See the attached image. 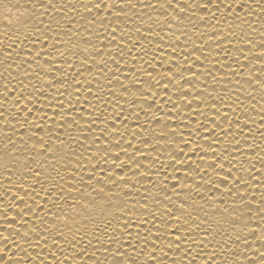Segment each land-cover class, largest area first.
Listing matches in <instances>:
<instances>
[{"label":"snow or ice","instance_id":"6c2138e0","mask_svg":"<svg viewBox=\"0 0 264 264\" xmlns=\"http://www.w3.org/2000/svg\"><path fill=\"white\" fill-rule=\"evenodd\" d=\"M79 4L0 33V264H264V0Z\"/></svg>","mask_w":264,"mask_h":264},{"label":"bare ground","instance_id":"6f19581e","mask_svg":"<svg viewBox=\"0 0 264 264\" xmlns=\"http://www.w3.org/2000/svg\"><path fill=\"white\" fill-rule=\"evenodd\" d=\"M87 0H80V5H82L83 3H86ZM145 2H147V0H145ZM133 3L136 5V7L133 9V11L136 14H143V19L145 21H147L148 24L152 25V29L151 32H159L161 33V35L164 34V31H166V29H163L158 26L157 24H155L153 21H148L147 17L148 14H151L153 17H155L157 15L156 12H154L152 9H147V8H142L140 6V0H133ZM28 6V0H0V33H3L6 30V24H7V20L8 19H12L13 21L15 20V18L19 15H21L22 13H24V9ZM7 9V10H6ZM81 11H83L82 7H81ZM214 11V9H213ZM226 11V9H222V12ZM93 13H95V10L93 9ZM204 15H208L207 13H204ZM221 14L217 13V16L219 17ZM241 15H243V13H241ZM117 23H119V21H117ZM238 23V22H237ZM129 26L130 27H135V25L131 24V22H129ZM259 25L257 24V27ZM184 27L186 28H191V25L188 23L187 20L184 21ZM221 28H225V24L223 22H221L220 25ZM201 30L204 31L206 33V35H210L211 31H214V29L211 28H205L203 25H201ZM173 31H175L177 33V35H179V30L176 28H173ZM236 31H239V29H236ZM141 32L144 33L145 35H148L149 38H151V33L148 31L147 29V25H142L141 26ZM85 35H87V33H85ZM136 34L133 33V36H135ZM100 39L103 41L104 37L103 35H101ZM184 37L181 36L180 40L183 41ZM257 40H259V36L256 37ZM95 40V37H94ZM116 40L120 41V34L119 32L116 34ZM167 38L165 41V44H167ZM104 43H107V41H104ZM142 43L145 45V47L148 46V42L147 40H143ZM153 43H155V41H153ZM129 47H131V45H128ZM112 47H115L114 45ZM191 48V46L189 45L188 49H183L181 50L180 48L176 49V54L175 56H173L172 58L175 60H179V58L184 54V52L189 51ZM202 51L205 54H209V50L207 48V46H204L202 48ZM137 53H141V55H143V53L141 52L140 48H137L135 52L132 53V56H136ZM172 53V49L169 47H164V51L162 54H158L156 56V68L158 71H163V69L160 68V58L161 55H163L164 57V63L168 64L169 63V56ZM196 55H200V52H194L193 53V57ZM211 59L209 61H205V66L207 68H210L213 73H215L216 75H222V72H218L217 69H219L221 67V64L225 63L224 57L223 55H217L216 52H212L211 53ZM145 59L151 60L152 57L151 55L145 57ZM201 59L203 60V56H201ZM217 61H219V63H217ZM182 63V61H180ZM136 65L140 64V60L137 59L135 61ZM121 65L122 67H125L126 70H129L132 68L133 66V62L131 61V59H129L128 64L124 65L123 61H121ZM233 67H235V65H233ZM203 69H201L202 71ZM185 75H187V73H185ZM122 78V77H121ZM201 79H204V77H202ZM218 91H222V86L218 87L217 89ZM257 99H259V95H257ZM253 103H256V101H253ZM264 103V102H262ZM259 107L260 105H257L258 111L257 112H249L248 115L249 117H251V119H249L248 123L249 125L253 128V131L255 132L256 128H260V127H264V125L261 124V114L259 113ZM211 115V113H209ZM231 115V113H230ZM255 120V124L252 123V121ZM245 131L247 132V129H245ZM251 139L249 140V143H251ZM256 142L259 143L262 147H264V140L260 139L259 136L256 137ZM145 163H147V161H145ZM257 168L260 167L259 164L256 165ZM154 179L156 177H153ZM15 179V178H14ZM31 180L29 179L28 183H30ZM27 186V184L25 185ZM261 191H264V188H261ZM257 195L259 196V193H257ZM36 251H40L39 249H37ZM45 253H42V255H44ZM57 255H59V253H57ZM199 264V262H198Z\"/></svg>","mask_w":264,"mask_h":264}]
</instances>
